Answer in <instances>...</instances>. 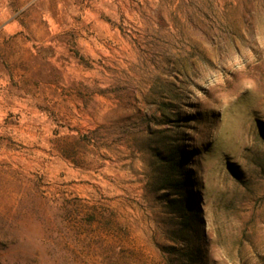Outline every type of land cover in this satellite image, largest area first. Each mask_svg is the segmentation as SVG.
<instances>
[{
    "label": "rangeland",
    "instance_id": "obj_1",
    "mask_svg": "<svg viewBox=\"0 0 264 264\" xmlns=\"http://www.w3.org/2000/svg\"><path fill=\"white\" fill-rule=\"evenodd\" d=\"M0 264H264V0H0Z\"/></svg>",
    "mask_w": 264,
    "mask_h": 264
}]
</instances>
